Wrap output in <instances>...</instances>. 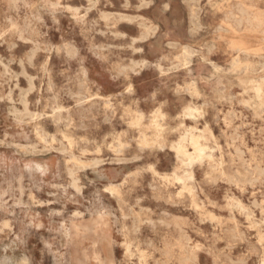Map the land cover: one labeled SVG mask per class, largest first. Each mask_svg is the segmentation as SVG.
Instances as JSON below:
<instances>
[{
	"label": "rangeland",
	"instance_id": "1",
	"mask_svg": "<svg viewBox=\"0 0 264 264\" xmlns=\"http://www.w3.org/2000/svg\"><path fill=\"white\" fill-rule=\"evenodd\" d=\"M32 2L34 0H14V7L0 5V32L13 26L22 29L32 24L33 10L26 6ZM137 2L138 0H133L134 5ZM121 3L122 0H112L111 4H105L101 0V3L97 5L98 10L93 9L90 11L83 21L73 19L71 13L58 16L63 32L49 31L48 36L43 37L38 42L42 46H64L60 52L56 53L37 52L34 63L41 67L47 61L48 73L45 81L39 79L33 81L37 88L41 84H43V87L40 86L39 93L33 92L28 95L29 108L27 112L24 111L23 105L15 103L19 98V91H14L9 96V85L4 86L3 99L0 98V139H3L7 133L10 137H14V140H11L10 143L18 147H0V205L12 206V210L19 213L21 211L20 206L29 203V196L31 195L34 201L41 202L34 205V211H39L42 215H47L49 211L60 212L62 215L64 212L75 211L74 205L71 203L64 204L62 200L63 195H70L74 192V189H67L66 193L63 191V186L70 182L72 173L75 172L77 178L86 184L87 181L95 179L93 169L88 166L93 165V162L101 159V157L104 160L112 158L115 156L116 151H119L127 163L120 165L105 163L96 166L97 171L107 172L113 176L114 183L111 186L113 192L109 191L110 194L106 192L103 196H95L90 186L83 189V196L87 199V213L83 217V221L86 222L83 226L84 231L81 232L82 238L84 237L82 239L83 248H87L89 240L92 239L88 233L89 220L94 219L97 213H111L112 209L118 208L123 202L132 210L130 214L125 211L128 219L125 220L124 227L134 233L136 241L141 242V252L143 251L142 242L146 240L153 239L152 241L160 247L167 246L163 243L168 242L167 247L175 251L171 250V254H174L172 255V264H177L178 261L181 263L182 258L187 259L183 256V249L189 246L190 242V247L195 249L196 264H260V259H264V257L258 258L255 252L256 249L261 247L259 245L264 244V105H261V103L264 104V0H155L149 8L140 9L139 11L135 7L123 9L120 7ZM164 4H168V11L162 13ZM87 6V0H70V3L65 5V7L70 8H86ZM102 11L106 16L109 15L108 20L100 17ZM80 14L83 15V12ZM224 14L225 19H223ZM113 18L115 19L113 20ZM124 18L132 20L128 21ZM165 18H167V25L161 23ZM43 19L46 23H51L49 16H45ZM246 22L247 28H244ZM112 25L114 27L110 28ZM153 27L158 29L155 35L150 34ZM41 31H47V29H41ZM113 33L117 35H112ZM62 35L65 36L63 40L61 39ZM140 35H146L148 39L139 40ZM133 40H136L135 44L132 43ZM16 43L17 47L13 49V54L16 57H24L26 53H30L33 49L32 44H25L22 41ZM110 45L113 47H109ZM120 46L123 48H120ZM133 48H140L143 51L132 52ZM187 48L188 51H186ZM0 56L5 58L6 64L9 56L7 45L0 46ZM182 59L183 61H181ZM176 60L179 62H176ZM128 61L130 62L128 63ZM143 61H147V65L141 66ZM119 62L122 64H117ZM125 64L127 65L125 66ZM236 65L237 67L234 68ZM116 66L119 67L118 70L114 68L115 72L113 67ZM240 66L246 68H239ZM259 66L261 69H259ZM10 69L12 73L20 72L19 65L15 63L10 65ZM137 69L138 71H136ZM25 70L28 76L37 74L32 68H26ZM3 71L4 68L0 67V72ZM42 71L43 67H41V75H43ZM236 71L241 72L236 73ZM124 73H127V75ZM123 74L125 77L122 76ZM240 74L242 75L240 76ZM126 77H128L127 82L131 83L134 90L131 94L125 92L124 87L120 86L124 85L126 87ZM26 78L25 76H19L12 87L18 84L19 89L26 90L29 86ZM220 78H222V82ZM217 83L218 85H216ZM49 84L54 92H59L53 106L50 108L47 99L51 94L45 91ZM83 88H86L88 92L90 91L89 93L91 96L93 95L94 99H91L88 104L73 109L71 126H68L67 114L63 109L71 107L76 101L75 99H69L65 93H83ZM216 91L221 93L218 95ZM242 91L244 94H242ZM121 93L123 95H120ZM199 93L204 97L200 96ZM189 94L191 96L195 95L191 97ZM226 94H229L228 97ZM41 96L43 99L40 105H36L35 101ZM252 97L254 100H251L255 103L250 100ZM160 104L165 105L161 106ZM159 107L162 109H159ZM56 109L62 110L57 111ZM111 109L115 110V116L112 115ZM124 111L127 117H131L128 120H132L134 123L132 121L130 123L127 117L123 116L125 115ZM155 114H157V118ZM136 117L138 120H136ZM173 118L175 121H173ZM25 121H30V123ZM132 124L133 126L130 127ZM206 125L207 133L205 132ZM229 125L232 127H228ZM171 126L172 130L168 131ZM178 129L179 131H177ZM248 129L253 131L250 132ZM197 131L200 133H197ZM138 133L140 134L138 135ZM82 134L87 136L83 137ZM41 135L44 137H41ZM197 135H200L201 138ZM225 135H227L226 139ZM49 137L54 138L56 142L48 143ZM91 137L95 139L93 140ZM160 138L163 140L159 141ZM234 138L237 141L235 139L234 142ZM140 140L141 142H139ZM111 141L116 142V145ZM130 141L131 148L122 147ZM153 142H156L159 147ZM119 143L122 145H119ZM137 146H145L147 149L142 148V153H153V157L145 156L141 160L131 159L132 155H135L139 149L141 150V147L138 149ZM105 147L106 149H104ZM119 147L120 149H118ZM246 147L250 150L249 152ZM112 148H115V150ZM206 148L210 151H207ZM65 149L67 151H64ZM184 151L187 155L183 154ZM237 152L238 155L235 156ZM192 153L197 154L199 160L191 164L189 168L188 161L193 157ZM241 155H243V158ZM183 156L187 158L184 157L185 159H183ZM240 157L242 160H240ZM156 160L159 162L156 163ZM254 160L255 162H253ZM210 163H212V166ZM257 163H260L258 167ZM149 165H154V168L145 171L144 169ZM208 167H210V170ZM254 168L260 169H256L257 172L253 170ZM21 169H23L22 174ZM77 169L81 170L77 171ZM205 171L206 173L209 172L207 174L210 175H207ZM189 172L194 177L191 181L187 179V175L184 176ZM126 174L131 175L126 176ZM253 176L255 178L257 176V178L255 179ZM173 177L177 178L174 180ZM233 178L236 180H232ZM166 179L168 182H166ZM258 179L259 181H257ZM132 180L135 181L132 182ZM199 180L200 182H198ZM229 180L230 182H228ZM253 180L256 181L255 184ZM154 181L158 182L156 186L161 185L154 186ZM169 181L173 183L170 182L171 185H169ZM235 181H239V183ZM251 181L254 185H251L253 189L248 184L249 182L252 184ZM51 185L57 187H51ZM199 188L201 189L199 190ZM37 189L39 190L37 191ZM113 189L115 191L120 190L122 194L120 192L116 194ZM160 191L162 192L159 196L158 192ZM179 192L183 196L185 194L184 200L182 195H178ZM144 196H147V199H140ZM137 200L140 201L139 206L131 207L136 205ZM188 200L190 202L192 200V202L190 203ZM161 213H164V225L156 223L161 219ZM55 219L58 220L59 217ZM169 221H172L171 224ZM73 227L74 230H78L81 225L77 224ZM243 232L245 236L244 234L241 235ZM39 235L47 238L49 233L40 230ZM39 235L29 241L30 244H36L37 248L42 247L39 242ZM161 236L162 240L166 242H162ZM236 238L238 241H236ZM120 243H124L123 238H121ZM254 246L257 247L254 248ZM124 250L126 251V249L120 250L121 255H123ZM79 251V249H72L70 254L79 256ZM156 258H160L159 253L156 254ZM136 264H141V261L137 259Z\"/></svg>",
	"mask_w": 264,
	"mask_h": 264
},
{
	"label": "clouds",
	"instance_id": "2",
	"mask_svg": "<svg viewBox=\"0 0 264 264\" xmlns=\"http://www.w3.org/2000/svg\"><path fill=\"white\" fill-rule=\"evenodd\" d=\"M105 4H111L112 0H103ZM155 0H138L134 5L133 0H122L120 5L123 9L136 8L140 9L149 8ZM70 0H34V2L27 4L26 6L33 10L32 12V24L27 25L24 28H17L13 26L6 31L0 32V46L7 45L8 59L5 64V58L0 56V67L4 68L3 72H0V98H3V89L5 85H9V96L12 92L19 91V98L15 101L16 104L23 105L24 111L27 112L29 108L28 95L33 92H40V88H37L34 84V80L45 81L48 73L47 61L43 66V75H41V67L34 63L37 52L43 51L45 53L60 52L64 45L61 47L54 46H42L38 41L43 37L48 36L49 31L63 32L58 16H62L68 13L72 14L73 19L83 21L90 11L97 9V5L101 3V0H87L86 8H70L65 7L69 4ZM0 5H6L14 7V0H0ZM98 10V9H97ZM168 11V4H164L163 12ZM83 12V15L80 13ZM161 13V15H162ZM101 18L109 19L104 13H101ZM49 16L51 23L48 24L43 17ZM167 25V18L161 21ZM114 27V25L110 26ZM41 29H47V31H41ZM158 31L153 27L151 34L155 35ZM112 35H117L113 33ZM65 38L62 35L61 39ZM139 40H147L146 35H141ZM17 41H22L25 44H32L33 49L30 53H27L24 57H16L13 54V49L17 47ZM133 44L136 40L132 41ZM130 47V45H128ZM109 47H113L110 45ZM135 52L143 51L140 48H133ZM19 64L20 72L12 73L10 69L11 64ZM147 61H143L141 66L147 65ZM26 68H32L36 71L35 76H28ZM19 76H25L28 79V88L19 89L18 84L12 87L18 80ZM113 79H115L113 77ZM124 87V91L131 94L133 93V87L131 83H127ZM43 87V84H41ZM50 93L49 107L53 106L56 97L59 92H54L51 85L45 89ZM69 99H75V103L63 111L66 112V121L71 126V120L73 115V109L78 108L84 104H88L91 94L84 90L83 93H65ZM120 95H123L122 93ZM43 97L35 101L36 105H40ZM163 106V105H161ZM61 111V109H56ZM112 115L115 116V110L112 111ZM30 123V121H25ZM59 123V121H57ZM19 126V125H17ZM205 132L207 133V125L205 126ZM14 137H10L7 133L3 139H0V147H18L13 143ZM48 143H55V139L48 138ZM131 141L122 147L131 148ZM103 147V145H101ZM138 150L135 155L131 157L133 160L143 159L145 156L153 157V153H142ZM67 151V149H65ZM199 160V156L193 154V157L189 159L188 166L196 163ZM159 161L156 160V163ZM120 165L127 163L119 151L116 155L107 160L97 159L93 165H89L93 169L95 179L87 181L86 184L82 183L77 178L76 173L71 175L70 182L63 186V191L66 193L67 189H74V192L70 195L65 194L62 196L64 204L71 203L75 207V211L64 212L62 215L60 212L49 211L47 215H42L39 211H34V205L41 203L40 201H34L32 196H29V203L22 204L21 211L19 213L12 210V206L0 205V264H136V260L139 259L141 264H172L173 256L171 254V248L160 247L152 240H146L143 243V251L141 252V242L134 239V233L130 229L124 227V222L128 219L125 215V211L129 214L131 209L128 208L123 202H121L118 208L112 209L111 213H97L95 218L88 222V233L92 239L88 242V247H82V236L84 221L83 217L87 213V199L83 196V189L90 186L95 196H103L104 193L112 191V184L114 183L113 176L107 172H100L96 170V166L100 164ZM154 165H149L144 170L149 171ZM81 169H77L80 171ZM21 174L23 169L20 170ZM86 179V178H85ZM187 179L192 180L193 176L191 172L187 173ZM154 181V186L157 184ZM51 187H57L51 185ZM39 189H37L38 191ZM140 199H147V196ZM139 200L136 205L139 206ZM59 217V219H55ZM164 214L161 213V219L156 223L164 225ZM45 221V222H42ZM151 222V221H149ZM81 225V228L74 230V225ZM195 227V225H193ZM44 230L49 233L46 238L43 235H39V231ZM39 235V242L42 247L37 248L36 244H30L29 241ZM121 238L124 239V243H120ZM131 241V242H130ZM79 249V256L70 254V250ZM121 249H126L123 255L120 254ZM38 253V255H37ZM159 253L160 258H156V254ZM255 255L258 258L264 257V244L260 248L256 249ZM183 256L187 259H181V264H196L195 249L186 246L183 249ZM249 258H251L249 256ZM260 264H264V259L260 260Z\"/></svg>",
	"mask_w": 264,
	"mask_h": 264
},
{
	"label": "bare ground",
	"instance_id": "3",
	"mask_svg": "<svg viewBox=\"0 0 264 264\" xmlns=\"http://www.w3.org/2000/svg\"><path fill=\"white\" fill-rule=\"evenodd\" d=\"M163 6H164V5H163ZM194 6H195V5H194ZM229 6H230V5H229ZM199 7H200V6H199ZM197 8H198V7H197ZM229 8H230V7H229ZM238 8H240V7H238ZM192 10H194V9H192ZM231 10H232V9H231ZM235 11H236V10H235ZM235 11H234V12H235ZM243 11H244V10H243ZM224 12H225V11H224ZM227 12H228V11H227ZM238 12H239V11H238ZM244 12H245V11H244ZM102 13H103V11H102ZM116 13H117V12H116ZM191 13H192V11H191ZM230 13H231V12H230ZM245 13H246V12H245ZM247 13H248V12H247ZM106 14H107V13H106ZM119 14H120V13H119ZM121 14H123V13H121ZM225 14H226V13H225ZM225 14H224V18H223V19H225ZM227 14H228V13H227ZM227 14H226V15H227ZM232 14H233V13H232ZM235 14H237V13H235ZM229 15H230V14H229ZM229 15H228V16H229ZM238 15H239V14H238ZM243 15H244V14H243ZM249 15H250V14H249ZM108 16H109V15H108ZM127 16H128V15H127ZM191 16H193V15H191ZM239 16H240V15H239ZM100 17H101V16H100ZM100 17H99V18H100ZM110 17H111V15H110ZM112 17H113V15H112ZM120 17H121V16H120ZM187 18H188V16H187ZM226 18H227V17H226ZM244 18H245V17H244ZM248 18H249V17H248ZM110 19H111V18H110ZM114 19H115V18H113V20H114ZM116 19H117V18H116ZM124 19H128V18H124ZM102 20H103V19H102ZM107 20H108V19H107ZM129 20H132V19L129 18L128 21H129ZM195 20H196V19H195ZM220 20H221V19H220ZM231 20H232V19H231ZM231 20H230V21H231ZM233 20H234V19H233ZM104 21H105V20H104ZM109 21H110V20H109ZM119 21H120V20H119ZM197 21H198V20H197ZM223 21H224V20H223ZM225 21H226V20H225ZM227 21H228V20H227ZM230 21H229V22H230ZM243 21H244V20H243ZM251 21H252V19H251ZM105 22H106V21H105ZM114 22H115V21H114ZM117 22H118V20H117ZM95 23H96V22H95ZM137 23H138V22H137ZM230 23H232V22H230ZM233 23H235V21H233ZM97 24H98V23H97ZM114 24H116V23H114ZM144 24H145V23H144ZM202 24H203V23H202ZM242 24H243V23H242ZM242 24H241V25H242ZM244 24H245V25H244ZM244 24H243V25L245 26L244 28H247V25H246L247 22L244 23ZM138 25H139V24H138ZM156 25H157V24H156ZM203 25H204V24H203ZM212 25H213V24H212ZM217 25H218V24H217ZM235 25H236V24H235ZM235 25H234V26H235ZM249 25H250V24H249ZM249 25H248V26H249ZM107 26H108V25H107ZM107 26H106V27H107ZM149 26H150V25H149ZM152 26H154V25H152ZM157 26H158V25H157ZM208 26H209V25H208ZM106 27H105V28H106ZM221 27H222V26H221ZM147 28H148V26H147ZM143 29H144V28H143ZM222 29H223V27H222ZM225 29H227V28H225ZM225 29H224V30H225ZM232 29H233V28H232ZM234 29H235V28H234ZM240 29H241V28H240ZM148 30H149V29H148ZM230 30H231V29H230ZM237 30H239V29H237ZM242 30H243V28H242ZM228 31H229V30H228ZM235 31H236V30H235ZM240 31H241V30H240ZM243 31H245V30H243ZM114 32H115V31H114ZM119 32H120V31H119ZM145 32H146V31H145ZM149 32H150V31H149ZM236 32H237V31H236ZM241 32H242V31H241ZM248 32H249V31H248ZM251 32H252V31H251ZM258 32H259V31H258ZM260 32H261V31H260ZM142 33H143V32H142ZM227 33H228V32H227ZM230 33H231V32H230ZM109 34H110V33H109ZM150 34H151V33H150ZM256 34H258V33H256ZM151 35H152V34H151ZM217 35H218V34H217ZM258 35H259V34H258ZM140 36H141V35H140ZM149 36H150V35H149ZM218 36H219V35H218ZM220 38H221V37H220ZM113 40H114V38H113ZM260 40H261V39H260ZM106 41H107V40H106ZM261 41H262V40H261ZM100 43H101V41H100ZM113 45H114V44H113ZM207 45H208V44H207ZM227 45H228V44H227ZM118 46H119V45H118ZM212 46H213V45H212ZM214 46H215V45H214ZM101 47H102V45H101ZM105 47H106V46H105ZM133 47H134V46H133ZM205 47H207V46H205ZM116 48H118V47H116ZM120 48H123V47L120 46ZM195 49H196V48H195ZM195 49H194V50H195ZM196 50H197V49H196ZM198 50H199V49H198ZM100 51H101V50H100ZM186 51H188V48H187ZM200 51H202V50H200ZM233 51H234V50H233ZM30 52H31V51H30ZM102 52H103V50H102ZM132 52H133V50H132ZM195 52L197 53V51H195ZM111 53H113V52H111ZM184 53H185V52H184ZM26 54H27V53H26ZM102 54H103V53H102ZM113 54H114V53H113ZM191 54H192V53H191ZM246 54H247V53H246ZM103 55H104V54H103ZM103 55H102V56H103ZM107 55H108V54H107ZM104 56H105V55H104ZM104 56H103V57H104ZM115 56H116V55H115ZM182 56H183V55H182ZM108 57H109V55H108ZM178 57H179V56H178ZM183 57H184V56H183ZM183 57H181V58H183ZM205 57H206V56H205ZM243 57H244V56H243ZM243 57H242V58H243ZM124 58H125V57H124ZM128 58H129V57H128ZM181 58H180V59H181ZM206 58H207V57H206ZM234 58H235V57H234ZM246 58H248V57H246ZM257 58H258V57H257ZM6 59H7V58H6ZM48 59H49V58H48ZM105 59H106V57H105ZM208 59H209V58H208ZM244 59H245V58H244ZM119 60H120V59H119ZM121 60H122V58H121ZM133 60H134V59H133ZM133 60H132V62H133ZM134 61H136V60H134ZM137 61H138V60H137ZM177 61H178V60H176V62H177ZM181 61H183V59H182ZM116 62H117V60H116ZM129 62H130V61H128V63H129ZM178 62H179V61H178ZM208 62H209V60H208ZM171 63H172V62H171ZM180 63H183V62H180ZM191 63H192V61H191ZM234 63H235V62H234ZM117 64H122V63L119 62V63H117ZM117 64H116V65H117ZM130 64H131V63H130ZM136 64H137V63H136ZM138 64H139V63H138ZM141 64H142V63H141ZM183 64H184V63H183ZM242 64H243V63H242ZM18 65H19V64H18ZM42 65H43V64H42ZM42 65H41V67H43ZM111 65H113V64H111ZM126 65H127V64H125V66H126ZM133 65H134V64H133ZM114 66H115V65H114ZM120 66H121V65H120ZM136 66H137V65H136ZM180 66H181V65H180ZM184 66H185V65H184ZM216 66H217V65H216ZM232 66H233V65H232ZM118 67H119V66L113 67V70H114V68H117V70H118ZM130 67H131V66H130ZM182 67H183V66H182ZM213 67H214V66H213ZM236 67H237V65H236L234 68H236ZM241 67H242V69L244 68L243 66H240L239 68H241ZM124 68H125V67H124ZM175 68H176V66H175ZM178 68H179V67H178ZM186 68H187V67H186ZM186 68H185V69H186ZM218 68H219V67H218ZM230 68H231V67H230ZM239 68H238V69H239ZM245 68H246V67H245ZM245 68H244V69H245ZM111 69H112V67H111ZM120 69H121V68H120ZM120 69H119V70H120ZM183 69H184V68H183ZM210 69H211V68H210ZM238 69H237V70H238ZM259 69H261L260 66H259ZM126 70H127V69H126ZM132 70H133V68H132ZM132 70H131V71H132ZM157 70H158V69H157ZM212 70H213V69H212ZM220 70H221V69H220ZM223 70H225V69H223ZM229 70H230V69H229ZM233 70H235V69H233ZM14 71H17V70H14ZM114 71L116 72V70H114ZM124 71H125V70H124ZM136 71H138V69H137ZM136 71H133V72H136ZM227 71H228V70H227ZM243 71H244V70H243ZM258 71H259V70H258ZM18 72H19V71H18ZM42 72H43V71H42ZM117 72H118V71H117ZM230 72H232V71H230ZM239 72H241V71H239ZM239 72L236 71V73H239ZM59 73H60V72H59ZM124 74H125V73H124ZM124 74H123L122 76H124ZM217 74H218V73H217ZM217 74H215V75H217ZM125 75H127V73H126ZM128 75H129V74H128ZM223 75H225V74H223ZM241 75H242V74H240V76H241ZM51 76H52V75H51ZM229 76H231V75H229ZM124 77H125V76H124ZM128 77H129V76H128ZM128 77H126V78H128ZM215 77H216V76H215ZM232 77H234V76H232ZM23 78H24V77H23ZM161 78H162V77H161ZM48 79H49V78H48ZM81 79H82V78H81ZM214 79H215V78H214ZM220 79H221V82H222V78H220ZM220 79H219V80H220ZM26 80H28V79L26 78ZM51 82H52V81H51ZM84 82H85V81H84ZM190 82H191V81H190ZM219 82H220V81H219ZM232 82H233V81H232ZM18 83H19V82H18ZM77 83L81 84L80 82H77ZM127 83H128V82H127ZM192 83H193V82H192ZM194 83H195V82H194ZM224 83H225V82H224ZM83 84H84V83H83ZM184 84H185V83H184ZM187 84H189V83H187ZM219 84H221V83H219ZM222 84H223V83H222ZM226 84H228V83H226ZM27 85H28V84H27ZM214 85H215V84H214ZM216 85H218V83H217ZM224 85H225V84H224ZM228 85H230V84H228ZM228 85H227V86H228ZM40 86H41V85H40ZM40 86H39V88H40ZM185 86H186V85H185ZM194 86H195V85H194ZM225 86H226V85H225ZM64 87H65V86H64ZM87 87H88V86H87ZM87 87H86V88H87ZM179 87H180V86H179ZM182 87H183V85H182ZM195 87H196V86H195ZM71 88H72V87H71ZM86 88H85V89L83 88V89H84V90H87ZM224 88H225V87H224ZM242 88H243V87H242ZM190 89H191V88H190ZM197 89H198V88H197ZM197 89H195V90H197ZM202 89H203V88H202ZM218 89H219V88H218ZM226 89H227V87H226ZM250 89H251V88H250ZM175 90H176V89H175ZM175 90H174V91H175ZM184 90H185V89H184ZM198 90H199V89H198ZM227 90H228V89H227ZM177 91H178V90H177ZM185 91H186V90H185ZM87 92H88V91H87ZM89 92H90V91H89ZM89 92H88V93H89ZM133 92H134V90H133ZM204 92H205V91H204ZM214 92H215V90H214ZM228 92H229V91H228ZM242 92H243V91H242ZM246 92H247V91H246ZM216 93H218V92L216 91ZM220 93H221V92H219L218 95H219ZM97 94H98V93H97ZM223 94H224V93H223ZM242 94H244V92H243ZM245 94L247 95L248 93H245ZM95 95H96V93H95ZM95 95H94V96H95ZM194 95H195V94H194ZM194 95H193V96H194ZM196 95H197V94H196ZM199 95H200V93H199ZM201 95H202V94H201ZM201 95H200V96H201ZM206 95H208V94H206ZM211 95H212V94H211ZM211 95H210V96H211ZM228 95H229V94H228ZM228 95L226 94L227 97H228ZM38 96H39V95H38ZM92 96H93V95H92ZM92 96H91V97H92ZM99 96H100V95H99ZM177 96H178V95H177ZM189 96H191V95L189 94ZM193 96H191V97H193ZM202 96L204 97V95H202ZM223 96H224V95H223ZM4 97H5V96H4ZM112 97H113V96H112ZM212 97H213V96H212ZM240 97H241V93H240ZM242 97H243V96H242ZM249 97H250V96H249ZM10 98H12V97H10ZM96 98H97V97H96ZM113 98H114V97H113ZM152 98H153V97H152ZM194 98H195V97H194ZM196 98H197V97H196ZM213 98H215V97H213ZM219 98H220V97H219ZM256 98H257V97H256ZM2 99H3V98H2ZM39 99H40V98H39ZM97 99H99V98H97ZM200 99H201V98H200ZM205 99H206V97H205ZM208 99H209V97H208ZM208 99H207V100H208ZM216 99H217V98H216ZM223 99H224V98H223ZM238 99H239V98H238V96H237V100H238ZM251 99L254 100L253 97L250 98V100H251ZM0 100H1V99H0ZM47 100H49V99H47ZM90 100H91V99H90ZM104 100H106V99H104ZM164 100H165V99H164ZM241 100H243V99L241 98ZM246 100H247V99H246ZM252 100H251V101H252ZM256 100H258V99H256ZM8 101H9V100H8ZM12 101H13V100H12ZM96 101H97V100H96ZM120 101H121V100H120ZM120 101H119V102H120ZM123 101H124V100H123ZM196 101H197V100H196ZM203 101H205V100L203 99ZM220 101H221V100H220ZM239 101H240V100H239ZM248 101H249V99H248ZM90 102H91V101H90ZM104 102H105V101H104ZM113 102H114V101H113ZM192 102H193V101H192ZM206 102H207V101H206ZM229 102H230V100H229ZM232 102H233V101H232ZM246 102H247V101H246ZM246 102H245V103H246ZM252 102L255 103L254 101H252ZM257 102H258V101H257ZM260 102H261V101H260ZM95 103H96V102H95ZM117 103H118V102H117ZM120 103H122V102H120ZM132 103H133V102H132ZM135 103H136V102H135ZM202 103H203V102H202ZM210 103H211V102H210ZM236 103H238V102H236ZM258 103H259V102H258ZM92 104H93V102H92ZM108 104H110V103H108ZM108 104H105V105H108ZM133 104H134V103H133ZM193 104H194V103H193ZM203 104H204V103H203ZM211 104H212V103H211ZM248 104H249V102H248ZM248 104H247V106H249ZM121 105H122V104H121ZM130 105H131V104H130ZM160 105H161V104H160ZM162 105H165V104H162ZM194 105H196V104H194ZM197 105H198V103H197ZM222 105H223V104H222ZM227 105H228V104H227ZM243 105H244V104H243ZM255 105H258V104H255ZM261 105L263 106L264 104L261 103ZM89 106H90V105H89ZM114 106H115V105H114ZM128 106H129V105H128ZM204 106H205V105H204ZM206 106H207V105H206ZM206 106H205V107H206ZM56 107H57V106H56ZM92 107H93V106H92ZM106 107H107V106H106ZM123 107H124V105H123ZM160 107H161V106H160ZM160 107H159V109H162V108H160ZM191 107H192V106H191ZM198 107H199V106H198ZM205 107H204V108H205ZM210 107H211V106H210ZM212 107H213V105H212ZM250 107H251V105H250ZM49 108H50V107H49ZM93 108H94V107H93ZM110 108L114 109L113 107H110ZM156 108H158V107H156ZM156 108H155V109H156ZM255 108H256V107H255ZM20 109H21V108H20ZM85 109H86V108H85ZM106 109H107V108H106ZM112 109H111V110H112ZM126 109H127V107H126ZM129 109H131L130 106H129ZM135 109L137 110V107H136ZM191 109H192V108H191ZM195 109H196V108H195ZM200 109H201V108H200ZM200 109H199V110H200ZM216 109H217V108L215 107V110H216ZM251 109H252V108H251ZM50 110H51V109H50ZM52 110H53V109H52ZM61 110H62V109H61ZM120 110H121V109H120ZM133 110H134V109H133ZM133 110H132V111H133ZM156 110H157V109H156ZM193 110H194V109H193ZM229 110H230V109H229ZM253 110H254V109H253ZM108 111H109V110H108ZM112 111H113V110H112ZM122 111H123V110H122ZM161 111H162V110H161ZM163 111H164V110H163ZM226 111L228 112V110H226ZM235 111H236V109H235ZM254 111H255V110H254ZM124 112H125V111H124ZM127 112H128V110H127ZM133 112H134V111H133ZM135 112H136V111H135ZM157 112H158V111H157ZM206 112H207V111H206ZM222 112H223V111H222ZM227 112H225V113H227ZM43 113L46 114V112H44V111H43ZM96 113L98 114L97 111H96ZM100 113H101V112H100ZM106 113H107V111H106ZM121 113H122V112H121ZM142 113H143V112H142ZM153 113H154V112H153ZM196 113H197V112H196ZM216 113H217V112H216ZM218 113H219V112H218ZM228 113H229V112H228ZM235 113H236V112H235ZM235 113H234V114H235ZM256 113H257V112H256ZM262 113H263V112H262ZM262 113H261V114H262ZM87 114H88V113H87ZM104 114H105V113H104ZM127 114H128V113H127ZM135 114H137V113H135ZM160 114H162V113H160ZM205 114H206V113H205ZM223 114H224V113H223ZM234 114H233V116H234ZM250 114H251V113H250ZM41 115H42V114H41ZM48 115H49V114H48ZM93 115H94V114H93ZM107 115H108V114H107ZM121 115H122V114H121ZM150 115H151V114H150ZM152 115H153V114H152ZM166 115H167V114H166ZM166 115H165V116H166ZM168 115H169V114H168ZM193 115H194V114H193ZM226 115H227V114H226ZM226 115H225V117H226ZM228 115H229V114H228ZM254 115H255V114H254ZM39 116H40V115H39ZM84 116H85V115H84ZM87 116H88V115H87ZM123 116H126V112H125V115H123ZM123 116H121V117H123ZM131 116H132V115H131ZM135 116H136V115H135ZM137 116H138V115H137ZM140 116H141V113H140ZM159 116H160V115H159ZM165 116H164V117H165ZM176 116H177V115H176ZM179 116H180V115H179ZM194 116H196V115H194ZM198 116H200V115H198ZM198 116H197V117H198ZM222 116H223V115H222ZM88 117H89V116H88ZM94 117H95V116H94ZM112 117H113V116H112ZM126 117H127V116H126ZM138 117H139V116H138ZM155 117L157 118V114H155ZM162 117H163V116H162ZM168 117H169V116H168ZM223 117H224V116H223ZM230 117H231V116H230ZM259 117H260V116H259ZM261 117H262V116H261ZM30 118H31V116H30ZM30 118H29V119H30ZM92 118H93V116H92ZM128 118H129V117H127V120H128ZM130 118H131V117H130ZM130 118H129V119H130ZM151 118H152V117H151ZM175 118H176V117H175ZM194 118H195V117H194ZM201 118H202V117H201ZM244 118H245V117H244ZM18 119H19V118H18ZM29 119H28V120H29ZM78 119H79V118H78ZM85 119H86V118H85ZM87 119H88V118H87ZM87 119H86V120H87ZM133 119H134V117H133ZM161 119H162V118H161ZM171 119H172V118H171ZM202 119H203V118H202ZM32 120H33V119H32ZM73 120H74V118H73ZM122 120H123V119H122ZM136 120H138L137 117H136ZM142 120H143V119H142ZM142 120H141V121H142ZM217 120H218V119H217ZM240 120H241V119H240ZM260 120H261V119H260ZM263 120H264V119H263ZM128 121H130V120H128ZM131 121H132V120H131ZM131 121H130V123L133 122V121H132V122H131ZM141 121H140V124H141ZM158 121H159V120H158ZM158 121H157V122H158ZM173 121H175L174 118H173ZM223 121H224V120H223ZM241 121H242V120H241ZM83 122H84V121H83ZM149 122H151V121H149ZM161 122H162V121H161ZM163 122H164V121H163ZM163 122H162V123H163ZM209 122H210V121H209ZM216 122H217V121H216ZM232 122H233V121H232ZM125 123H126V122H125ZM130 123H129V124H130ZM133 123H134V122H133ZM159 123H160V121H159ZM168 123H169V122H168ZM200 123H201V122H200ZM204 123H205V122H204ZM83 124H84V123H83ZM136 124H138V123H136ZM181 124H182V123H181ZM198 124H199V123H198ZM208 124H209V123H208ZM208 124H207V125H208ZM217 124H218V123H217ZM225 124H226V121H225ZM231 124H232V123H231ZM99 125H100V124H99ZM138 125H139V124H138ZM141 125H142V124H141ZM141 125H139V126L141 127ZM162 125H163V124H162ZM165 125H166V124H165ZM168 125H169V124H168ZM209 125H210V124H209ZM222 125H223V124H222ZM226 125H227V124H226ZM226 125H225V126H226ZM233 125H234V124H233ZM243 125H244V124H243ZM34 126H35V124H34ZM68 126H69V125H68ZM85 126H86V125H85ZM100 126H101V125H100ZM128 126H129V125H128ZM132 126H133V124H132L130 127H132ZM144 126H145V124H144ZM144 126H143V127H144ZM169 126H170V125H169ZM173 126H174V125H173ZM180 126H181V125H180ZM235 126H237V125H235ZM238 126H240V125L238 124ZM263 126H264V125H263ZM73 127H74V125H73ZM98 127H99V126H98ZM98 127H96V128H98ZM134 127H135V126H134ZM161 127H162V126H161ZM218 127H219V126H218ZM228 127H232V126L229 125ZM127 128H128V127H127ZM225 128H226V127H225ZM251 128H252V127H251ZM37 129H38V127H37ZM130 129H131V128H130ZM133 129H135V128H133ZM170 129L172 130V126H171V128H169L168 131H170ZM173 129H174V127H173ZM175 129H176V128H175ZM187 129H188V128H187ZM220 129H222V128H220ZM235 129H236V128H235ZM254 129H255V128H254ZM262 129H263V128H262ZM61 130H62V129H61ZM114 130H115V129H114ZM126 130L129 131L128 129H126ZM138 130H139V129H138ZM156 130H157V129H156ZM188 130H189V129H188ZM199 130H201V129H199ZM248 130H249V129H248ZM260 130H261V129H260ZM116 131H117V130H116ZM133 131H134V130H133ZM141 131H142V129L140 130V132H141ZM150 131H151V130H150ZM157 131H158V130H157ZM159 131H160V127H159ZM177 131H179V129H178ZM177 131H176V132H177ZM220 131H221V130H220ZM225 131H226V130H225ZM233 131H234V129H233ZM237 131H238V130H237ZM249 131H250V130H249ZM252 131H253V130H251L250 132H252ZM257 131H259V130H257ZM37 132H39V131H37ZM37 132H36V133H37ZM47 132H48V131H47ZM112 132H113V131H112ZM222 132H223V130H222ZM245 132H246V130H245ZM254 132H255V131H254ZM129 133H130V132H129ZM132 133H133V132H132ZM142 133H144V132H142ZM171 133H172V132H171ZM174 133H175V132H174ZM184 133H185V132H184ZM184 133H183V134H184ZM197 133H200V132L197 131ZM225 133H226V132H225ZM229 133H230V132H229ZM231 133H232V132H231ZM45 134H46V133H45ZM54 134H55V133H54ZM112 134H114V133H112ZM120 134H121V133L119 132V135H120ZM139 134H140V133H138V135H139ZM148 134L150 135V133H148ZM163 134H164V133H163ZM163 134H162V135H163ZM183 134H182V135H183ZM212 134H213V133H212ZM232 134H234V133H232ZM38 135H40V134H38ZM68 135H69V134H68ZM85 135H86V134H85ZM85 135L82 134L83 137H85ZM119 135L117 136V134H116L117 137H119ZM138 135H137V136H138ZM144 135H145V134H144ZM151 135H153V134H151ZM178 135H179V134H178ZM219 135H220V134H219ZM251 135H252V134H251ZM69 136H70V135H69ZM73 136H75V135H73ZM80 136H81V135H80ZM80 136H79V137H80ZM86 136H87V135H86ZM124 136L126 137L127 135H124ZM128 136H129V135H128ZM197 136H198V135H197ZM199 136H200V135H199ZM199 136H198V137H199ZM226 136H227V135L224 136L225 139H226ZM236 136H237V135H236ZM39 137H40V136H39ZM39 137H38V138H39ZM41 137H44V136L41 135ZM89 137H90V136H89ZM93 137H94V136H93ZM112 137H113V136H112ZM133 137H134V136H133ZM133 137H132V138H133ZM140 137H141V135H140ZM146 137H148V136H146ZM150 137H151V136H150ZM155 137H156V136H155ZM87 138H88V137H87ZM91 138H92V137H91ZM120 138H121V137H120ZM122 138H123V137H122ZM135 138H137V137H135ZM194 138H195V137H194ZM199 138H201V137H199ZM228 138H229V137H228ZM236 138H238V137H236ZM236 138H234V142H235V139H236ZM242 138H243V137H242ZM242 138H241V139H242ZM89 139H90V138H89ZM92 139H93V138H92ZM94 139H95V138H94ZM94 139H93V140H94ZM101 139H102V138H101ZM116 139H117V138H116ZM138 139H139V138H138ZM151 139H152V138H151ZM161 139H162V138H160L159 141H161ZM189 139H190V138H189ZM197 139H198V138H197ZM232 139H233V138H232ZM262 139H263V138H262ZM124 140H125V139H124ZM136 140H137V139H136ZM142 140H143V139H142ZM162 140H163V139H162ZM199 140H200V139H199ZM199 140H196V141H199ZM242 140H243V139H242ZM73 141H74V140H73ZM113 141H114V140H113ZM113 141H111V142H113ZM115 141H116V140H115ZM118 141H119V140H118ZM118 141H117V142H118ZM121 141H122V140H121ZM121 141H120V142H121ZM150 141H151V140H150ZM152 141H153V139H152ZM155 141H156V140H155ZM236 141H237V139H236ZM104 142H105V141H104ZM104 142H102V143H104ZM122 142H123V141H122ZM136 142H137V141H136ZM139 142H141V140H140ZM143 142H144V140H143ZM199 142H200V141H199ZM95 143H96V142H95ZM109 143H110V142H109ZM113 143H115V145H116V142H113ZM124 143H125V142H124ZM124 143H123V144H124ZM147 143H148V142H147ZM153 143H155V145H157L156 142H153ZM224 143H225V142H224ZM245 143H246V142H245ZM100 144H101V143H100ZM181 144H182V143H181ZM184 144H185V143H184ZM194 144H195V143H194ZM213 144H214V143H213ZM231 144H232V143H231ZM233 144H234V143H233ZM235 144H236V143H235ZM246 144H247V143H246ZM97 145H98V144H97ZM97 145H96V146H97ZM109 145H110V144H109ZM109 145H108V147L113 146V145H110V146H109ZM119 145H122V144L119 143ZM148 145H149V144H148ZM162 145H164V144H162ZM242 145L244 146V144H242ZM68 146H69V145H68ZM146 146H147V144H146ZM150 146H151V145H150ZM157 146H158V145H157ZM191 146H192V145H191ZM202 146H203V145H202ZM204 146L206 147L205 144H204ZM255 146H256V145H255ZM97 147H98V146H97ZM117 147H118V145H117ZM137 147H138V146H137ZM137 147H136V148H137ZM140 147H141V146H140ZM140 147H138V149H139ZM148 147H149V146H148ZM151 147H152V146H151ZM158 147H159V146H158ZM187 147H188V146H187ZM187 147H186V148H187ZM208 147H209V146H208ZM226 147H227V146H226ZM232 147H234V146H232ZM22 148H23V147H22ZM24 148H25V147H24ZM47 148H48V147H47ZM136 148H135V149H136ZM143 148H146V147L144 146ZM163 148H164V147H163ZM174 148H175V145H174ZM176 148H177V147H176ZM209 148H210V147H209ZM227 148H228V147H227ZM254 148H255V147H254ZM254 148H253V149H254ZM40 149H41V148H40ZM104 149H106V147H105ZM112 149H113V148H112ZM118 149H120V147H119ZM123 149H124V148H123ZM123 149H122V151H123ZM146 149H147V148H146ZM187 149H188V148H187ZM212 149H213V148H212ZM238 149H239V148H238ZM249 149H251V148L249 147ZM25 150H26V149H25ZM42 150H43V149H42ZM86 150H87V149H86ZM94 150H95V149H94ZM113 150H115V148H114ZM139 150H140V149H139ZM149 150H150V148H149ZM206 150L208 151L209 149L206 148ZM246 150H248L247 147H246ZM64 151H65V150H64ZM89 151H90V150H89ZM95 151H96V150H95ZM101 151H102V150H101ZM109 151H110V150H109ZM122 151H121V152H122ZM130 151H131V150H130ZM132 151H133V150H132ZM135 151H137V150H135ZM209 151H210V150H209ZM240 151H241V149H240ZM249 151H250V150H248V152H249ZM26 152H27V151H26ZM80 152H81V151H80ZM116 152H117V151H116ZM133 152H134V151H133ZM187 152H189V151H187ZM192 152H193V151H192ZM101 153H102V152H101ZM194 153H195V152H194ZM253 153H256V152H253ZM253 153H252V156L254 155ZM129 154H130V153H129ZM131 154H132V153H131ZM183 154L187 155V153H186L185 151L183 152ZM192 154H193V153H192ZM208 154H209V153H208ZM227 154H228V153H227ZM227 154H226V155H227ZM257 154H258V153H257ZM115 155H116V154H115ZM196 155H197V154H196ZM211 155H212V154H211ZM236 155H238V152H237V154H235V156H236ZM249 155H250V154H249ZM132 156H133V155H132ZM197 156H198V155H197ZM233 156H234V154H233ZM235 156H234V158H235ZM241 156H242V158H243V155H241ZM71 157H73V156H71ZM100 157H101V156H100ZM184 157H186V156H183V159H185ZM217 157H218V156H217ZM250 157H251V156H250ZM261 157H262V156H261ZM76 158H77V157H76ZM79 158H80V157H79ZM95 158H96V157H95ZM128 158H129V157H128ZM186 158H187V157H186ZM214 158H215V157H214ZM240 158H241V157H240ZM242 158H241L240 160H242ZM247 158H248V157H247ZM251 158L253 159V157H251ZM101 159H102V157H101ZM212 159H213V158H212ZM212 159H211V160H212ZM236 159H237V158H236ZM140 160H141V159H140ZM231 160H232V159H231ZM243 160H244V159H243ZM255 160H256V159H255ZM255 160H254L253 162H255ZM258 160H260V159L258 158ZM78 161H80V160L78 159ZM83 161H85V160H83ZM202 161H203V160H202ZM213 161H214V160H213ZM249 161H250V160H249ZM91 162H92V161H91ZM184 162H185V161H184ZM231 162H232V161H231ZM237 162H238V161H237ZM239 162H240V161H239ZM244 162H245V161H244ZM246 163H247V162H246ZM261 163H262V161H261ZM74 164H76V163H74ZM90 164H91V163H90ZM93 164H94V162H93ZM147 164H149V163H147ZM199 164H200V162H199ZM201 164H202V163H201ZM203 164H204V163H203ZM206 164H207V163H206ZM211 164H212V163H210V165H211ZM241 164H242V163H241ZM257 164H258V163H257ZM259 164H260V163H259ZM259 164L257 165V167L259 166ZM86 165H87V164H86ZM210 165H209V166H210ZM244 165H245V164H244ZM211 166H212V165H211ZM211 166H210V167H211ZM215 166H216V165H215ZM250 166H251V165H250ZM254 166H255V165H254ZM254 166H253V167H254ZM141 167H142V166H141ZM171 167H172V166H171ZM210 167H208V169H209ZM213 167H214V166H213ZM213 167H212V168H213ZM217 167H218V166H217ZM248 167H249V166H248ZM251 167H252V166H251ZM153 168H154V167H153ZM199 168H201V167H199ZM205 168H206V166H205ZM212 168H211V169H212ZM215 168H216V167H215ZM220 168H221V167H220ZM222 169H223V168H222ZM250 169H251V168H250ZM256 169H257V168H256ZM256 169L254 168L253 170H256ZM259 169H260V168H259ZM259 169H257V170H259ZM152 170H153V169H152ZM209 170H210V169H209ZM216 170H217V169H216ZM231 170H232V169H231ZM257 170H256V171H257ZM183 171L186 172L184 169H183ZM188 171H189V170H188ZM206 171H207V170H206ZM206 171H205V173H206ZM235 171H236V169H235ZM153 172H155V171H153ZM157 172H158V171H157ZM157 172H156V173H157ZM211 172H213V171L211 170ZM220 172H222V171H220ZM257 172H258V171H257ZM175 173H176V170H175ZM207 173H209V172H207ZM207 173H206V174H207ZM214 173H215V172H214ZM224 173H225V172H224ZM240 173H241V172H240ZM262 173H263V170H262ZM176 174H177V173H176ZM181 174H182V173H181ZM218 174H219V173H218ZM222 174H223V172H222ZM129 175H131V174H129ZM129 175L126 174V176H129ZM133 175H134V174H133ZM165 175H166V174H165ZM183 175H184V174H183ZM186 175H187V173H186L184 176H186ZM207 175H210V174H207ZM242 175H243V174H242ZM253 175H254V173H253ZM263 175H264V174H263ZM163 176H164V175H163ZM166 176H167V175H166ZM172 176H173V175H172ZM172 176H169V177H172ZM216 176H217V175H216ZM239 176H240V175H239ZM250 176L252 177V175H250ZM134 177L136 178V176H134ZM134 177H133V178H134ZM179 177H181V176H179ZM186 177H187V176H186ZM220 177H221V176H220ZM226 177H227V174H226ZM228 177H229V175H228ZM232 177H234V176H232ZM232 177H231V178H232ZM244 177H245V176H244ZM253 177H254V176H253ZM259 177H260V175H259ZM128 178H129V177H128ZM173 178H174V177H173ZM176 178H177V177H175L174 180H175ZM184 178H185V177H184ZM193 178H194V177H193ZM231 178H230V179H231ZM254 178H255V177H254ZM254 178H253V179H254ZM256 178H257V176H256ZM256 178H255V179H256ZM140 179H141V178H140ZM161 179H163V178H161ZM171 179H172V178H171ZM179 179H180V178H179ZM211 179H212V177H211ZM211 179H210V181H211ZM214 179L216 180V178H214ZM217 179H219V178H217ZM227 179H228V178H227ZM245 179H246V178H245ZM262 179H263V178H262ZM135 180H136V179H135ZM135 180H132V182L135 181ZM164 180H165V179H164ZM166 180H167V179H166ZM177 180H178V179H177ZM185 180H186V179H185ZM196 180H197V179H196ZM232 180H236V179L233 178ZM248 180H249V179H248ZM172 181H173V179H172ZM190 181H191V180H190ZM245 181H247V180H245ZM253 181H254V184H255L256 181H255V180H253ZM257 181H259V179H258ZM124 182H125V181H124ZM161 182H162V181H161ZM166 182H168V180H167ZM170 182H171V181H169V183H170ZM176 182H177V181H176ZM186 182H188V181H186ZM198 182H200V180H199ZM198 182H197V183H198ZM213 182L215 183L214 180H213ZM216 182H217V181H216ZM228 182H230V180H229ZM228 182H227V183H228ZM232 182H233V181H232ZM232 182H231V183H232ZM235 182H236V181H235ZM237 182L239 183V181H237ZM237 182H236V183H237ZM247 182H248V181H247ZM260 182H261V181H260ZM125 183H126V182H125ZM136 183H137V182H136ZM163 183H164V182H163ZM171 183H173V182H171ZM171 183H170L169 185H171ZM179 183H180V182H179ZM179 183H178V184H179ZM225 183H226V182H225ZM236 183H234V184H236ZM241 183H242V182H241ZM241 183H240V184H241ZM251 183H252V181H251ZM186 184H187V183H186ZM188 184H189V182H188ZM228 184H230V183H228ZM242 184H243V183H242ZM244 184H246V183H244ZM248 184H249L250 187H252L251 185H253V183L250 184V182H249ZM141 185H142V184H141ZM160 185H161V184H160ZM160 185H157V186H160ZM197 185H198V184H197ZM230 185H231V184H230ZM238 185H239V184H238ZM147 186H148V185H147ZM155 186H156V185H155ZM157 186H156V187H157ZM165 186H166V184H165ZM186 186H187V185H186ZM191 186H193V185H191ZM253 186H254V185H253ZM121 187H122V186H121ZM134 187H135V186H134ZM134 187H133V188H134ZM150 187H151V186H150ZM184 187H185V186H184ZM142 188H143V187H142ZM162 188H163V187H162ZM190 188H191V187H190ZM201 188H202V186H201ZM201 188H199V190H200ZM241 188H242V187H241ZM115 189H116V188H115ZM153 189H154V188H153ZM156 189H157V188H156ZM156 189H155V191H156ZM164 189H166V188H164ZM202 189H203V188H202ZM229 189H230V188H229ZM246 189H247V188H246ZM252 189H253V187H252ZM113 190H114V189H113ZM117 190H118V189H117ZM117 190H116V191L114 190V191L116 192V194H117V192H120V190H119V191H117ZM240 190H241V189H240ZM135 191H136V190H135ZM151 191H152V190H151ZM162 191H163V189H162ZM162 191L158 192V193H159V196H160V193H161ZM171 191H172V190H171ZM171 191H170V192H171ZM188 191H189V190H188ZM192 191H193V190H192ZM192 191H191V193H192ZM242 191H243V190H242ZM110 192H111V191H110ZM110 192H108V193L110 194ZM112 192H113V191H112ZM180 192H181V191H180ZM180 192H179L178 195H182V194H180ZM195 192H196V191H195ZM120 193H121V192H120ZM124 193H125V192H124ZM130 193H131V192H130ZM158 193H157V194H158ZM163 193H164V192H163ZM181 193H182V192H181ZM183 193H184V192H183ZM202 193H203V192H202ZM114 194H115V193H114ZM121 194H122V193H121ZM150 194H151V193H150ZM164 194H166V193H164ZM170 194H171V193H170ZM172 194H173V193H172ZM188 194H189V193H188ZM195 194H196V193H195ZM205 194H206V193H205ZM250 194H251V193H250ZM151 195H152V194H151ZM162 195H163V194H162ZM241 195H242V194H241ZM254 195H255V194H254ZM117 196H118V195H117ZM152 196H153V195H152ZM154 196L156 197L155 194H154ZM159 196H158V197H159ZM192 196H193V195H192ZM224 196H225V195H224ZM224 196H223V197H224ZM261 196H262V195H261ZM171 197H174V196H171ZM171 197H170V198H171ZM175 197H176V196H175ZM183 197H186L185 194H184V196L182 195V199L184 200ZM189 197H190V196H189ZM208 197H209V196H208ZM231 197H233V196H231ZM253 197H254V196H253ZM120 198H121V196H120ZM138 198H139V197H138ZM150 198H151V197H150ZM224 198H225V197H224ZM235 198H236V197H235ZM160 199H162V198L160 197ZM175 199H179V198H175ZM182 199H181V200H182ZM189 199H190V198H189ZM236 199H239V198H236ZM261 199H262V198H261ZM164 200H166V199H164ZM164 200H163V201H164ZM160 201H161V200H160ZM167 201H168V199H167ZM188 201H189V200H188ZM240 201H241V200H240ZM252 201H253V200H252ZM254 201H255V200H254ZM49 202H50V201H49ZM164 202H165V201H164ZM189 202H190V201H189ZM191 202H192V200H191ZM191 202H190V203H191ZM256 202H257V201H256ZM126 203H127V202H126ZM166 203H167V202H166ZM261 204H263V203H261ZM117 205H118V204H117ZM128 205H129V203H128ZM242 205H243V204H242ZM252 205H253V203H252ZM259 206H260V205H259ZM261 206H262V205H261ZM131 207H132V206H131ZM243 207H244V206H243ZM256 207H257V205H256ZM262 207H263V206H262ZM128 208H130V207H128ZM130 209H131V208H130ZM251 209H252V208H251ZM247 210H248V209H247ZM131 211H132V210H131ZM251 212H252V211H251ZM259 213H260V212H259ZM163 214H164V213H163ZM252 214H253V213H252ZM125 215H126V214H125ZM246 215H247V213H246ZM260 215H261V214H260ZM251 217H252V216H251ZM173 218H174V217H173ZM210 218H211V217H210ZM231 218H232V217H231ZM89 219H90V218H89ZM235 219H236V218H235ZM246 219H247V218H246ZM252 219H253V218H252ZM133 220L135 221V219H133ZM138 220H139V219H138ZM154 220H155V219H154ZM89 221H90V220H89ZM136 221H137V220H136ZM136 221H135V222H136ZM209 221H210V219H209ZM85 222H86V221H85ZM131 222H132V221H131ZM135 222H134V223H135ZM137 222H138V221H137ZM165 222H166V221H165ZM169 222H170V221H169ZM169 222H168V223H169ZM171 222H172V221H171ZM171 222H170V224H171ZM216 222H217V221H216ZM250 222H251V221H250ZM134 223H133V224H134ZM147 223H148V222H147ZM153 223H154V222H153ZM188 223H189V222H188ZM214 223H215V222H214ZM135 224H136V223H135ZM155 224H156V223H155ZM184 224H185V223H184ZM217 224H218V223H217ZM251 224H253V223H251ZM137 225H138V224H137ZM148 225H149V224H148ZM151 225H152V224H151ZM160 225H161V224H160ZM236 225H237V224H236ZM236 225H235V227H236ZM247 225H248V224H247ZM249 225H250V224H249ZM255 225H256V224H255ZM153 226H154V225H153ZM256 226H257V225H256ZM256 226H255V227H256ZM259 226H260V225H259ZM79 228H80V227H79ZM137 228H139V227H137ZM230 228L233 229L232 227H230ZM237 228H238V227H237ZM131 229H134V228H131ZM234 229H235V228H234ZM258 229H259V228H258ZM261 229H262V228H261ZM140 230H141V229H140ZM228 230H229V229H228ZM228 230H227V231H228ZM238 230H239V228H238ZM241 230H242V229H241ZM83 231H84V230H83ZM138 231H139V229H138ZM260 231H261V230H260ZM165 232H166V231H165ZM169 232H170V231H169ZM229 232H232V231H229ZM257 232H259V231L257 230ZM139 233H140V231H139ZM170 233H171V232H170ZM170 233H169V234H170ZM232 233H233V232H232ZM238 233H239V232H238ZM259 233H260V232H259ZM84 234H85V233H84ZM141 234H142V233H141ZM230 234H231V233H230ZM243 234H244V232H243L241 235H243ZM81 235H82V234H81ZM165 235H166V234H165ZM239 235H240V234H239ZM246 235H247V234H246ZM261 235H262V234H261ZM170 236H171V235H170ZM228 236H229V234H228ZM235 236H236V235H235ZM237 236H238V235H237ZM237 236H236V237H237ZM244 236H245V234H244ZM256 236H257V235H256ZM166 237H167V236H166ZM166 237H165V238H166ZM246 237H247V236H246ZM261 237H262V236H261ZM83 238H84V237H83ZM139 238H140V237H139ZM149 238H150V237H149ZM151 238H152V237H151ZM165 238H164V239H165ZM173 238H174V237H173ZM221 238H222V237H221ZM231 238H232V237H231ZM239 238H240V237H239ZM87 239H89V238H87ZM154 239H155V238H154ZM236 239H237V238H236ZM152 240H153V239H152ZM161 240H162V236H161ZM167 240H168V239H167ZM227 240H229V238H227ZM230 240H231V239H230ZM256 240H258V239H256ZM137 241H138V240H137ZM236 241H238V239H237ZM263 241H264V240H263ZM153 242H154V241H153ZM162 242H166V241H163V240H162ZM162 242H161V243H162ZM228 242L230 243V241H228ZM248 242H249V240H248ZM236 243H237V242H236ZM255 243H256V242H255ZM257 243H258V242H257ZM260 243L262 244V242H260ZM163 244H165V245L167 244V246H168V242H167V243H163ZM247 244H248V243H247ZM174 245H175V244H174ZM228 245H229V244H228ZM258 245H259V244H258ZM167 246H165V247H167ZM259 246H261V245H259ZM163 247H164V246H163ZM256 247H257V246H256ZM256 247L254 246V248H256ZM172 248H173V246H172ZM175 248H176V247H175ZM252 249H253V248H252ZM76 250H77V249H76ZM171 250H173V249H171ZM249 250H250V249H249ZM124 251H125V250H124ZM173 251H174V250H173ZM253 251H254V250H253ZM77 252H78V251H77ZM171 252H172V251H171ZM174 252H175V251H174ZM247 252H248V251H247ZM216 254H217V253H216ZM246 254H247V253H246ZM172 255H174V254H172ZM247 255H248V254H247ZM197 256H198V255H197ZM217 256H218V255H217ZM243 257H244V256H243ZM197 258H198V257H197ZM218 258H220V257H218ZM175 259H176V258H175ZM178 259H179V258H178ZM241 259H242V257H241ZM225 260H228V259H225ZM244 260L246 261V259H244ZM260 260H261V259H260ZM224 262H225V261H224ZM215 263H216V262H215ZM244 263H245V262H244ZM177 264H181V263H179V261H178Z\"/></svg>",
	"mask_w": 264,
	"mask_h": 264
}]
</instances>
